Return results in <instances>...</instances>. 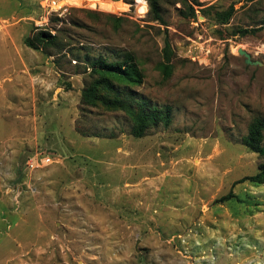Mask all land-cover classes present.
<instances>
[{
  "label": "rangeland",
  "instance_id": "1",
  "mask_svg": "<svg viewBox=\"0 0 264 264\" xmlns=\"http://www.w3.org/2000/svg\"><path fill=\"white\" fill-rule=\"evenodd\" d=\"M40 1L0 0V264H264V184H235L264 162L243 144L264 119V28L233 34L262 26L264 1L187 0L191 18L158 0L160 23L147 0H71L45 29ZM230 5L223 26L200 13ZM40 30L55 40L25 46ZM125 53L144 75L132 94L172 110L141 138L81 102L91 63Z\"/></svg>",
  "mask_w": 264,
  "mask_h": 264
},
{
  "label": "trees",
  "instance_id": "2",
  "mask_svg": "<svg viewBox=\"0 0 264 264\" xmlns=\"http://www.w3.org/2000/svg\"><path fill=\"white\" fill-rule=\"evenodd\" d=\"M149 13L154 21L163 23L160 13V5L158 0H147ZM264 0H241L244 5H257ZM180 2L185 12L184 16L196 18V9L187 0H177ZM197 3V2H196ZM204 17L211 16L216 25L223 26L228 24L229 20L235 13L233 5L226 10L217 11L214 6H210L200 10ZM114 19V17H113ZM261 27L239 28L233 31V34L241 36L251 34L254 35L264 28ZM55 40L54 36L49 32L40 30L33 37H26L24 44L33 50L39 49L40 45ZM172 51L168 42L165 43L163 49V60L157 65L162 80H168L173 71L171 64ZM90 81L81 90V102L85 106L102 108L107 111H122L131 120L132 126L130 134L135 138H141L145 132L151 128L162 124L168 126L171 123L172 110L169 106L161 108L153 106L150 101L145 98H137L132 94L133 87L140 86L143 82V72L130 53H125L120 61L109 62L105 59H97L90 65L89 72ZM70 88V85H66ZM264 119L256 118L248 127L247 135L243 138V144L252 152L264 157ZM248 181L254 185L264 184V162L258 167L255 175L244 177L235 184ZM238 197L232 192L219 199L220 202L230 201Z\"/></svg>",
  "mask_w": 264,
  "mask_h": 264
},
{
  "label": "built area",
  "instance_id": "3",
  "mask_svg": "<svg viewBox=\"0 0 264 264\" xmlns=\"http://www.w3.org/2000/svg\"><path fill=\"white\" fill-rule=\"evenodd\" d=\"M73 4L71 0H41L39 3L40 9L42 12L46 15L44 22L38 23L37 27L45 29L46 26H48L47 21L49 20V17L57 16L61 17ZM146 7V4H145ZM146 12V11H145ZM50 156H44L41 157L40 160L37 161H29L27 163L28 167L30 169L39 168L45 165H48L51 163Z\"/></svg>",
  "mask_w": 264,
  "mask_h": 264
},
{
  "label": "water",
  "instance_id": "4",
  "mask_svg": "<svg viewBox=\"0 0 264 264\" xmlns=\"http://www.w3.org/2000/svg\"><path fill=\"white\" fill-rule=\"evenodd\" d=\"M238 53H239L240 55H242V56L245 58L244 63H245L246 65H253V64H254V63L251 61L250 56H249L245 51L239 49V50H238Z\"/></svg>",
  "mask_w": 264,
  "mask_h": 264
}]
</instances>
